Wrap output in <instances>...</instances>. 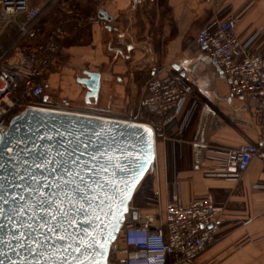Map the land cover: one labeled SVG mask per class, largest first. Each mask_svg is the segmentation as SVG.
I'll return each instance as SVG.
<instances>
[{
	"label": "crops",
	"instance_id": "obj_1",
	"mask_svg": "<svg viewBox=\"0 0 264 264\" xmlns=\"http://www.w3.org/2000/svg\"><path fill=\"white\" fill-rule=\"evenodd\" d=\"M229 16L239 40L259 33L251 50L264 61V0H63L5 60L16 61L65 22L67 33L45 84L49 100L111 117L132 115L144 123L150 120L142 99L151 66L189 86L181 115L166 128V140L157 144L155 187L162 206L175 189L182 205L209 200L222 214L214 243L191 261L169 258L168 264H264L260 155L238 180L209 176L224 162L227 149L254 144L264 152V121L254 115L257 103L233 97L217 63L195 42L202 27ZM19 21L24 23L25 17ZM16 32L15 25L2 31L0 48ZM85 72L100 76L98 96L90 103L84 101L85 86L78 83ZM192 104L190 121L180 130Z\"/></svg>",
	"mask_w": 264,
	"mask_h": 264
},
{
	"label": "built area",
	"instance_id": "obj_2",
	"mask_svg": "<svg viewBox=\"0 0 264 264\" xmlns=\"http://www.w3.org/2000/svg\"><path fill=\"white\" fill-rule=\"evenodd\" d=\"M63 0H0V34L8 26H16L15 36L0 48V135L8 130L12 117L27 109H45L88 115L92 117L135 122L129 117H111L104 113L72 106L60 105L49 100L45 91L55 57L60 51V41L67 33L66 23L52 28L45 39L22 51L16 61H5L21 44L32 37L38 23L47 12ZM41 3V4H39ZM98 5L102 6L103 1ZM20 16L25 22L19 21ZM80 26L77 23L74 29ZM254 33L241 41L237 37L232 16L214 21L202 27L196 44L219 66L230 94L233 97L257 103L254 115L264 121V61L252 51L258 38ZM150 78L142 99V110L147 114V125L154 137L155 150L160 141L167 138L166 128L182 113L189 95V86L174 75H164L162 68L149 69ZM15 74L21 77L19 80ZM194 104L185 112L180 130L187 126ZM225 159L209 176L238 180L250 163L260 155L264 189V152L254 144L227 149ZM157 182L156 157L152 170ZM152 212L135 211L125 217L116 240L111 244L110 256L117 264H168L191 261L206 247L214 243L219 232L222 208L209 200H194L182 205L174 193L164 206L159 190Z\"/></svg>",
	"mask_w": 264,
	"mask_h": 264
},
{
	"label": "water",
	"instance_id": "obj_3",
	"mask_svg": "<svg viewBox=\"0 0 264 264\" xmlns=\"http://www.w3.org/2000/svg\"><path fill=\"white\" fill-rule=\"evenodd\" d=\"M84 75L85 77L78 80V83L85 86L84 101L90 103L98 96L100 76L91 72H85ZM9 149L11 158L8 154ZM66 151L75 152L73 159L80 166L74 170L84 175L86 179L91 175L96 180L103 177L104 180L110 181L106 191L112 197L111 203L115 207L106 210L119 213V216L117 219L115 215H111L105 220L102 227L108 242L105 245V256L98 258L100 264H109L111 244L116 240L125 217L130 213L131 201L141 182L153 170L155 161L153 133L142 123L45 109H27L12 117L8 130L0 135V166H2L0 177H5L11 183H20L13 175L19 169V175L26 177L24 183H30L28 177L32 175L39 180L42 169L33 167L34 163H41V158L47 161V157L50 156L57 164H62L65 168L69 167L67 157L57 155ZM93 157L95 160L92 159ZM47 162L51 165V161ZM129 167L137 169L136 183L131 195L122 205L121 199L124 198L126 191L124 181L128 180V174L121 172L120 169ZM104 168H107V172L103 171ZM47 182L52 183L51 178ZM4 183L5 180L0 179V185ZM132 218H136L135 211L132 212ZM75 220L74 227L66 226L72 235L78 237L89 233L100 235V222L92 218L91 211L87 216H76ZM63 243L65 242L57 243L56 247H60Z\"/></svg>",
	"mask_w": 264,
	"mask_h": 264
},
{
	"label": "snow or ice",
	"instance_id": "obj_4",
	"mask_svg": "<svg viewBox=\"0 0 264 264\" xmlns=\"http://www.w3.org/2000/svg\"><path fill=\"white\" fill-rule=\"evenodd\" d=\"M10 153L9 149V158ZM57 155L66 156L70 166L65 168L49 156L47 161H51V165L44 158L33 165L42 169L39 180L32 175L28 177L31 182L24 183L26 177L19 175V169L13 175L20 183L0 177L5 180L0 185V264H100L98 258L105 256L108 237L103 234L102 226L109 216L115 215L117 219L119 216L106 210L115 207L106 191L110 181L103 177L96 180L91 175L86 179L75 171L80 166L73 159L75 152ZM103 171L107 172V168ZM120 171L128 174L121 199L123 205L135 186L137 169L129 167ZM49 178L52 183L47 182ZM89 211L92 218L100 222V235H72L66 226L74 227L75 217L87 216ZM69 240L72 242L68 243ZM61 241L65 243L56 247Z\"/></svg>",
	"mask_w": 264,
	"mask_h": 264
},
{
	"label": "rangeland",
	"instance_id": "obj_5",
	"mask_svg": "<svg viewBox=\"0 0 264 264\" xmlns=\"http://www.w3.org/2000/svg\"><path fill=\"white\" fill-rule=\"evenodd\" d=\"M27 43V42H26ZM25 45V44H24ZM58 104L61 105V103L58 102ZM155 184L156 182L154 181V175L153 173L150 171L147 176L145 177V179L143 180V182L140 184V186L137 189V193L133 199V202L131 203L130 208H138L140 210H143L144 207H141V205L143 204H147L149 202H151V204L154 205V200L156 198L155 196ZM148 198V200H146ZM148 201V202H147ZM153 207H151L149 210H147L148 212L153 211L152 210ZM144 213H146V211H142ZM110 264H117V262L115 261L114 256L111 257V260H109Z\"/></svg>",
	"mask_w": 264,
	"mask_h": 264
},
{
	"label": "trees",
	"instance_id": "obj_6",
	"mask_svg": "<svg viewBox=\"0 0 264 264\" xmlns=\"http://www.w3.org/2000/svg\"><path fill=\"white\" fill-rule=\"evenodd\" d=\"M15 76L19 79V80H21V77L19 76V75H17V74H15ZM145 179V178H144ZM143 182V181H142ZM141 182V183H142ZM136 193H137V191H136ZM136 193H135V195H136ZM135 195H134V197H135ZM134 197H133V199H134ZM133 199H132V201H131V203L133 202ZM146 200H148V198L146 199ZM148 202V201H147ZM130 206H131V204H130ZM141 207H144L143 208V210H141V211H146V212H148L147 210H149L151 207H153V209H154V205L153 204H151V202H149V203H145V204H143V205H141ZM152 209V210H153ZM140 209H136V208H130V211H139ZM109 260H111V256H109ZM110 264V263H109Z\"/></svg>",
	"mask_w": 264,
	"mask_h": 264
}]
</instances>
